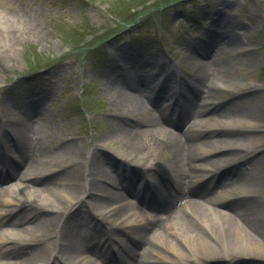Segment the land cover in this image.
Masks as SVG:
<instances>
[{"label":"rangeland","instance_id":"obj_1","mask_svg":"<svg viewBox=\"0 0 264 264\" xmlns=\"http://www.w3.org/2000/svg\"><path fill=\"white\" fill-rule=\"evenodd\" d=\"M152 1L94 0L82 11L75 1L74 4H57L55 0H0V161L5 160L12 166L20 167L22 173L30 170L34 172L33 177L44 172L56 174L54 179L49 180L52 186L51 198L44 203L56 213L53 224L37 222L33 226V223L23 218L21 209L33 206L32 212L28 214L33 217L36 210L44 207L40 196L31 192L28 186L18 187L17 197L23 200L22 204L18 200L12 205L4 206L7 208V220L0 222V225L11 228L10 222L14 218V221H19L14 228L20 231L36 227L34 234L32 230L28 234L33 235V239L23 241L21 238H13L12 241L17 245L39 247V256L28 260V264H40L41 261L44 264H80L83 256L70 261L56 247L61 241L57 236L61 238L66 223L79 245L92 248L91 252H86L90 255L86 259L97 264H105L110 257L104 256L111 255L116 251L115 248L122 249L115 238L125 246L129 238L130 245H133L142 236L143 245L138 248L140 258L142 257L141 264H147V260L153 259L163 263L162 254L177 258L176 247L189 252L187 240L182 234L165 226L164 221L174 216L181 217L186 209L181 203L183 207L170 212V198H161V191L167 192L163 182L169 183V179H175L171 167L174 160L173 147L165 144L166 139L161 136V130L154 128L151 122L161 113L172 112L175 118L176 114L183 112V109L177 107V103L174 107L176 89L180 84H198V65L201 61L211 59V55L205 54L203 50L211 38L217 42H225L221 30L229 35L231 32L240 33L244 41L243 44L240 41L239 45H243V48L225 42L227 51L213 61V65L206 71L211 80L220 74L219 78H226L227 84L213 88V85L203 87L200 83L201 91H198L197 97L201 106L196 108L193 105V117L184 120L183 126L191 130L197 117L203 116L201 112L204 107L208 109V113L205 112L204 115H212L213 120H218L217 115L222 113L227 115L225 120H233L232 115L239 113L251 116L256 122L235 121L230 122V125L219 122L217 128L204 122L195 131L191 130L195 141L213 145L216 142L219 144L220 138L232 137V140L225 142V150L216 154L206 153L202 147L195 146L196 152L202 156L199 159L201 163L206 164L222 153L231 157L233 155L234 159L233 163L220 166L215 174L204 176L201 181L195 182L209 187V198L204 202L205 205H196L195 211L209 214L208 205L218 210L244 205L253 212L256 202L258 215L252 217L263 220L261 222L264 223V0H176L166 8H160V3L170 0H157L154 6H151ZM126 10L140 21L135 23L134 19H128L125 20L127 25L119 23ZM221 11L228 15L223 21L215 19ZM146 12L153 20L147 19ZM125 14L127 15L126 12ZM81 17L97 28L105 27L114 31V37L107 43L110 57L102 66H97L100 61L88 62L81 59L78 52H71L70 45L60 39L51 20L55 18L57 22L76 23ZM119 25L124 27L120 29ZM117 29L120 31L116 33ZM28 46L38 48L46 59H54L50 68L41 70V78L34 79L22 74L27 69L25 48ZM33 53L36 54V51ZM192 54L197 56V61L190 56ZM177 64L182 72H178ZM168 76L176 79L172 83L173 91L170 94L162 89ZM141 77L148 78V91L140 89L130 92L131 83L137 82L135 80ZM85 84L91 87L88 97L97 100L90 115L77 114L79 106L73 104L75 95L81 92L82 85ZM149 94L151 101L155 97L160 99V109L148 102ZM214 99L215 103L210 106L208 103ZM85 115L91 116L90 122ZM123 124L127 126L123 128ZM207 139L213 140L205 142ZM238 139L244 144L234 143ZM68 143H73V151L65 150ZM121 145L149 157L150 168L142 165L140 158L132 160L122 156L118 150ZM107 154L110 160L106 158ZM237 157L241 158L240 163L243 165H239L246 171H251V162L257 160L260 174L255 177L253 170L250 173V178H255L254 182L247 184L252 191L239 195V198L225 196L223 200L216 202L219 195L223 196L221 188L224 187L223 191L227 192L231 187H236L227 174L229 169L237 165ZM8 163L6 167H9ZM118 165L120 168H116ZM0 168L2 170L3 164H0ZM127 169L130 170L131 178L136 176L132 170H137L138 175L135 185L124 191L123 198L115 194L113 204H100L99 201L91 200L92 197L97 199V193L103 192L96 189V185H109V182L105 183L106 180H116L115 172L120 171L119 175L122 176L123 170ZM186 169L191 172L189 164ZM163 177L165 180H162ZM131 178L126 176L124 183ZM16 181L17 179H8L7 182H2L1 189L4 190L9 184L15 185ZM22 181L27 183V180ZM53 188L61 191H54ZM113 188L116 189V186ZM195 188L193 185L190 189ZM170 195L174 196V193ZM146 196L148 199L153 198L151 208L141 202L142 197ZM52 201H56L55 204H51ZM128 202L129 206H126ZM223 203L226 204L222 205ZM133 206L139 208L138 214L148 217L153 223L152 231L143 233L146 224L144 221L147 220H141L139 215V224L132 227L124 224L122 217L126 215H123V210ZM13 208L15 210H9ZM117 215L122 216L119 217L121 233L112 228L108 219L109 216ZM211 218L216 226L215 219ZM241 221L249 223L244 217ZM194 222V232L201 233L210 240L209 230L200 226L197 218H194ZM226 229L225 236L227 233L234 234L233 227L227 226ZM132 238L137 240L132 242ZM3 256L0 249L1 261ZM213 258L209 257L200 263L209 264ZM221 260L225 262V258H220ZM240 264H264V257L255 260L246 258Z\"/></svg>","mask_w":264,"mask_h":264},{"label":"bare ground","instance_id":"obj_2","mask_svg":"<svg viewBox=\"0 0 264 264\" xmlns=\"http://www.w3.org/2000/svg\"><path fill=\"white\" fill-rule=\"evenodd\" d=\"M224 11V10H223ZM221 11L219 14H217V17L215 19H218L220 21H223L225 18H227V14L225 12ZM222 37L224 38V41L227 43H230L231 45L234 44L238 46V48H243V45H239L240 41L241 44H243V36L238 34H234L233 32L225 33L223 30H221ZM212 33V31H211ZM210 36V33H208ZM240 40H239V37ZM208 37V36H207ZM219 41V40H218ZM223 41V39H222ZM225 42H217L214 39H209L208 44H204L205 54H210V58L208 61H201L199 66V76L197 78L198 84L189 86L185 84H180L176 89V94L179 96L185 97V105L183 106V112L180 114H176L175 118H173V113L169 114H159L157 117H154L152 119L151 124L154 128H157V130H161L162 133L161 136L164 137L165 144H169L170 147H173V161L171 163V167H173L175 174V179H169V183L163 182L162 185H165L167 187V192L161 191V198L167 197L170 198L169 204H172V206L168 207V210L170 212H176L175 209L183 207V205H180L183 203L185 205V213L179 217L174 216L169 220L164 221L165 226L168 225V228L173 229L175 231H179L182 236L187 240V244L189 247V252L185 251L181 247H176L175 250L177 252V258H173L171 256H168L166 254H162L161 258L164 259V262H156L155 259L147 260V264H199L200 262L208 259L209 257H214L213 259H210L211 262L209 264H240L244 261H246V258L255 260L259 257H264V223L259 220L255 219L252 216H257L259 208L258 204L254 202L257 205L254 207L253 212H251L248 207L244 205H238L234 206L233 209H216L211 206H207L210 210V213H201L196 212L195 207L198 204L205 205L204 202L209 198L208 192L209 187L206 185H203V183L200 182V184H196L195 182L201 181L202 177H208L210 174H215L217 170H219L220 166L227 163H233V155L229 154H220L219 157H216L215 159L208 160L206 164L203 162L201 163L199 159H201V155L196 152L195 146H200L204 149L206 153L216 154L218 152H222L225 150V142L227 143L228 140H232V137L226 136L224 139L220 138V142H216L214 145L211 143H204L195 141L194 134L191 132L195 131L201 123H209L210 125L213 124V128H217V125L219 122L228 123L227 125H230V122H247V123H255V119L251 118V116L242 115L239 113H235L232 115L234 117L233 120H225L224 118L227 117L226 114L222 113L220 115H217L218 120H213L212 115H207L208 109L204 107V111L201 112L203 116L197 117L196 122H193L191 125V130L186 129L183 126L184 120L188 119L191 116V110L193 109V105L196 108H199L201 106L200 99H198L197 94L198 91L200 93V86L199 84H203V87L213 85V88L220 85L227 84V79H221L219 78L220 74H218L217 78L213 77L211 80V77L209 75V72L206 71V69L213 65V61H216L217 58L221 57L222 53L224 51H227L228 47H226L227 44ZM194 58V60H198L197 56L195 54L190 55ZM2 57V56H1ZM3 58V57H2ZM223 60L226 61V58H223ZM223 78V77H222ZM137 82H133L130 85V92L143 90L145 89V92L148 91V88L150 87V82L148 78L141 77L139 80H135ZM176 79H173L172 77L168 76L164 84L163 90H166L165 92L170 94L173 91L172 83H175ZM175 89V87H174ZM136 95L144 101L140 95ZM149 103L153 104L154 106H157V109H160V99L158 97L153 98L151 101L150 94L147 95ZM131 96L128 98L130 99ZM145 102V101H144ZM215 103V99L211 101L208 104ZM129 103H127V106ZM177 106V105H176ZM207 107V104H205ZM220 107V106H218ZM215 107H213L214 109ZM174 109V108H173ZM203 110V109H202ZM251 114V112H250ZM123 117L126 118V115L123 114ZM195 120V119H194ZM233 124V123H232ZM126 124H123V128ZM127 126V125H126ZM224 132V131H223ZM229 134V133H226ZM27 139V138H26ZM213 140V139H212ZM212 140L207 139L205 142H211ZM223 141V142H222ZM240 139L236 140L234 143H238L237 145H243L244 143L240 142ZM139 145L137 144V147ZM136 148V147H135ZM131 150L125 149L124 146H119L118 150L119 153H121L122 156L127 157L128 159H139L141 161L140 163L144 165L147 168H150L149 164V157H145V155L137 151L134 152L132 148H129ZM65 150L67 152L73 151V143L66 144ZM136 151V149H135ZM194 151V152H193ZM195 153V154H194ZM1 156V155H0ZM216 156V155H215ZM106 158L109 159V155H106ZM240 157H237V165L229 169V173L227 174L228 177L232 180L234 184H236L235 188L231 187V190L223 191L225 189L224 187L221 188L220 193L223 194L221 197L217 200H223L225 196H231L232 198L238 196L241 194H247L248 192L252 191V189L248 187V183L254 182L255 178H250V173L253 170V173L255 174V177H258L260 174V170L258 169L259 162L257 160L252 161L253 168L251 171H246V169H243L240 162ZM3 162V168L0 173V185L7 182L8 179H17L15 185H7V188L4 190L1 189L0 186V194L2 197V204L0 206V222H6L7 216L5 213H7V208L4 206L9 204L12 205L14 202L19 200V203L22 204L23 200L18 199L19 195V188L27 187L31 192L37 194L41 198V204L44 205L40 210H36L35 216L28 215L32 212L33 206H30L29 208H26L25 210L21 209L20 212H22L23 218H25L29 223H33V226H36L37 222H43V223H54L56 219V213L54 214V210L51 209V206L45 205L44 203L49 201L52 194V186L50 179H54L56 174H51L49 172L44 173H38L36 177H33L34 172L27 171L26 173H22L21 168L18 166H12L11 163L7 162L9 164V169L6 172V175L2 174L4 173V168L6 167L7 163L5 160H1ZM0 161V162H1ZM189 164V167H191V172L186 169L187 165ZM193 164V166H192ZM243 165V164H241ZM116 168H120L118 165ZM193 168V170H192ZM1 169V168H0ZM130 170H123V175L120 176L119 172H115L114 177H116V180H106L105 183L109 182V185H96L95 188L98 190H101L103 192H100L101 194L97 193V199L94 197L91 198V200L99 201L100 204L115 203L114 196L119 195L121 198H123V193L126 190H129V186H133L135 183V178L138 175L137 170H132L136 173V176L131 178V173L129 174ZM171 176L172 173H169ZM128 176L129 181L127 183H124V178ZM22 179L27 180V183H24ZM162 180H165V177L162 178ZM257 180V179H256ZM3 182V183H2ZM44 183V184H39ZM7 184V183H6ZM196 186L195 189H190L193 185ZM192 185V186H191ZM17 186V187H16ZM116 186V189L113 187ZM160 187V186H159ZM239 190H238V188ZM237 188V189H236ZM54 191L60 190L59 188H53ZM7 190V191H6ZM5 191V192H4ZM174 193V196H171L169 193ZM166 193V194H165ZM177 195V197H175ZM42 196V197H41ZM93 196V195H92ZM69 197V196H67ZM125 197V196H124ZM127 199V197H125ZM173 198L174 200H171ZM150 199V200H149ZM144 197L141 199L142 204L145 203L148 208H151L153 198ZM235 200H238L235 198ZM39 202V201H38ZM56 201H52L51 204H55ZM130 203H133L129 200ZM129 202L126 206H129ZM37 203V202H36ZM40 203V202H39ZM138 203V202H136ZM226 203H223L222 205H225ZM207 205V204H206ZM125 208V207H123ZM136 209L134 206L130 209L123 210V216H109V221L114 225L117 219L119 217L123 218V220L126 222V224L137 225L139 224L138 221V215L140 219H144L147 221L144 227L145 232L143 233H149V230H153L154 226H151L153 223L148 220V217L142 216V214H138L139 208ZM9 210H15L9 209ZM134 210V211H133ZM110 211V210H109ZM11 212V211H10ZM192 216V217H191ZM213 217L216 221V226L214 225V222L212 221ZM245 218L249 223L245 224L241 221V218ZM194 218H197L200 226H205L209 231V235L211 237L210 240L207 239V237L204 235L202 236L201 233L194 232L196 230V224L194 222ZM152 220V219H151ZM35 221V222H34ZM68 222V218L66 219ZM154 221V220H152ZM58 222H61L58 220ZM11 228L5 227L4 225H0V246L1 251L3 252V260L4 263L0 260V264H28V260H34L36 259L34 256L38 257L40 250L39 247L34 246H28V245H17L15 243H12L13 238H21L23 241H29L30 239H33V235L28 236L31 232L34 234L36 232V227H30L25 228L24 230H19L18 228H14L19 221H14V218L11 220ZM66 223V222H64ZM241 223V224H240ZM38 224V223H37ZM249 224V225H248ZM65 224H63L64 226ZM233 227L234 234H228L225 236V231H227L226 227ZM217 227V228H216ZM121 231V230H120ZM127 231V230H126ZM65 232V234H63ZM178 232V233H179ZM236 232V233H235ZM24 233V235L22 234ZM27 233V234H25ZM142 233V232H141ZM116 235V233H115ZM223 237H222V236ZM142 237V236H141ZM141 237L139 240L137 238H132V242H135V244L130 245L131 240L129 239L125 246L122 247L121 251L115 253V251L112 253L114 254L113 257H110L105 264H130L131 261H134L132 264H141V252L138 249L139 246H142V239ZM209 237V236H208ZM228 237V238H227ZM114 238V237H113ZM234 238V239H233ZM57 239H60L58 245L56 244V247L58 248V252L61 253V255L67 256L66 258L70 261H75L77 258L82 257L80 259V264H97L96 262L89 261L86 259L87 256H90L89 253L91 252L92 248H86L83 245H79L77 243V240L73 238L72 232L70 230L69 224L66 223L65 225V231L62 232L61 238L57 236ZM55 239V240H57ZM233 239V240H232ZM33 241V240H31ZM115 241L119 243V239L115 238ZM125 244V242H124ZM169 245H172V243H169ZM3 249V250H2ZM96 253V252H95ZM84 254V255H83ZM98 258H101V255H98ZM97 258V259H98ZM140 258V260H139ZM193 258H195L193 260ZM220 258H225V262L222 260L220 261ZM103 259V258H102ZM149 259V257H148ZM104 260V261H106ZM103 261V262H104ZM209 260H207L208 262ZM215 261V262H212ZM47 262V260L45 261ZM171 262V263H170ZM40 264H44V261L39 262ZM202 264V263H200ZM206 264V263H203Z\"/></svg>","mask_w":264,"mask_h":264},{"label":"trees","instance_id":"obj_3","mask_svg":"<svg viewBox=\"0 0 264 264\" xmlns=\"http://www.w3.org/2000/svg\"><path fill=\"white\" fill-rule=\"evenodd\" d=\"M83 37H84V32H82V30H78L76 31V33H74V35L71 36V40L75 44V46L78 47L79 41L80 40L82 41ZM41 59H43V57H39L37 61H41Z\"/></svg>","mask_w":264,"mask_h":264}]
</instances>
